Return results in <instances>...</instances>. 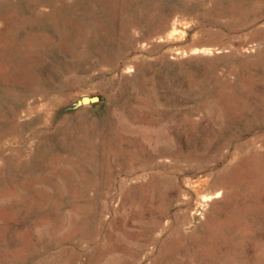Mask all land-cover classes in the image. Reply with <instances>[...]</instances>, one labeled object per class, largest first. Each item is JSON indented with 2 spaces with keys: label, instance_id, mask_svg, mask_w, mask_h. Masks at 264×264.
I'll use <instances>...</instances> for the list:
<instances>
[{
  "label": "rangeland",
  "instance_id": "374dc122",
  "mask_svg": "<svg viewBox=\"0 0 264 264\" xmlns=\"http://www.w3.org/2000/svg\"><path fill=\"white\" fill-rule=\"evenodd\" d=\"M0 264H264V0H0Z\"/></svg>",
  "mask_w": 264,
  "mask_h": 264
},
{
  "label": "water",
  "instance_id": "95a60500",
  "mask_svg": "<svg viewBox=\"0 0 264 264\" xmlns=\"http://www.w3.org/2000/svg\"><path fill=\"white\" fill-rule=\"evenodd\" d=\"M97 100H98V97H96V96H93V97H86V96H84V97H82L80 99V102L82 104H86V103L96 102Z\"/></svg>",
  "mask_w": 264,
  "mask_h": 264
}]
</instances>
